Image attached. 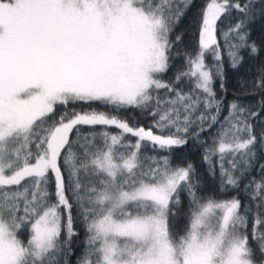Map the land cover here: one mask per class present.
I'll use <instances>...</instances> for the list:
<instances>
[{
    "label": "snow or ice",
    "instance_id": "6c2138e0",
    "mask_svg": "<svg viewBox=\"0 0 264 264\" xmlns=\"http://www.w3.org/2000/svg\"><path fill=\"white\" fill-rule=\"evenodd\" d=\"M262 52L264 0H0V264H264Z\"/></svg>",
    "mask_w": 264,
    "mask_h": 264
},
{
    "label": "trees",
    "instance_id": "16d2710c",
    "mask_svg": "<svg viewBox=\"0 0 264 264\" xmlns=\"http://www.w3.org/2000/svg\"><path fill=\"white\" fill-rule=\"evenodd\" d=\"M196 2L200 3L201 0H196ZM183 31H185V24L181 23L180 25L177 26L176 32L180 33V32H183ZM253 38L255 40H257L258 43L260 42L261 29H260L259 24L254 26ZM173 39H174V36H173ZM191 40H192V37L189 34L185 33V35H184V44L183 45H179L178 47L183 48L184 45L190 44ZM224 59H225V64L227 65V56L226 55H225ZM261 61H264V52H262L260 54V56H258L254 60H249L247 58V56H246L243 66L240 67L238 70H232V69L226 67L227 76H228V88H229V92H228V96H227L228 99L232 98L233 91H236V92L241 91V89L239 88V85L237 83L238 77H240L242 75L243 76H247V70L249 69V67L251 66L253 68V70H254L255 67L258 66L261 63ZM208 62L211 63V58L210 57L208 58ZM175 63L177 65H180L182 63V61L180 59H177L175 61ZM172 71H174V69ZM168 75L171 76L172 72L170 71ZM217 88H218V85H217ZM189 156L196 163L197 168L200 171H203L204 170V166L201 164L199 152L191 151V144H189ZM253 174L255 175V173H253ZM185 203H186V201H185ZM72 259L75 260V256H73Z\"/></svg>",
    "mask_w": 264,
    "mask_h": 264
}]
</instances>
